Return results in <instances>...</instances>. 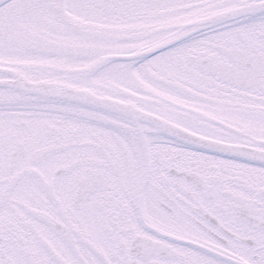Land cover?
<instances>
[{"label": "snow or ice", "instance_id": "snow-or-ice-1", "mask_svg": "<svg viewBox=\"0 0 264 264\" xmlns=\"http://www.w3.org/2000/svg\"><path fill=\"white\" fill-rule=\"evenodd\" d=\"M0 264H264V0H0Z\"/></svg>", "mask_w": 264, "mask_h": 264}]
</instances>
